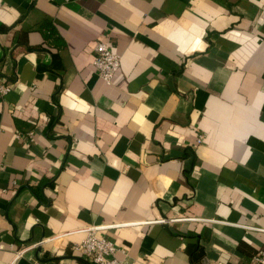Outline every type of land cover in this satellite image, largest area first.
<instances>
[{"label":"crops","instance_id":"crops-1","mask_svg":"<svg viewBox=\"0 0 264 264\" xmlns=\"http://www.w3.org/2000/svg\"><path fill=\"white\" fill-rule=\"evenodd\" d=\"M0 79V264H92L90 226L127 264L264 248V0H0Z\"/></svg>","mask_w":264,"mask_h":264},{"label":"built area","instance_id":"built-area-1","mask_svg":"<svg viewBox=\"0 0 264 264\" xmlns=\"http://www.w3.org/2000/svg\"><path fill=\"white\" fill-rule=\"evenodd\" d=\"M93 52V66L96 69L100 80L109 85L113 84L114 79L122 66L121 57L115 53L109 44L104 40H100L96 43ZM10 91L11 86L3 79H0V96H6ZM202 140L203 137H200L199 143L202 142ZM116 226L118 225L90 226L70 232H82L85 234V237L81 243L74 246V250L89 259L92 264H127L126 261L118 257L120 249L116 247V245L111 240L99 236L100 231L112 229ZM257 230L258 232H264V229ZM62 236L64 235L45 239L41 242V244L51 243L53 240ZM34 247H36V245L25 247L18 251L10 264ZM251 264H264V248L261 249L254 257Z\"/></svg>","mask_w":264,"mask_h":264},{"label":"trees","instance_id":"trees-1","mask_svg":"<svg viewBox=\"0 0 264 264\" xmlns=\"http://www.w3.org/2000/svg\"><path fill=\"white\" fill-rule=\"evenodd\" d=\"M52 33V32H51Z\"/></svg>","mask_w":264,"mask_h":264}]
</instances>
